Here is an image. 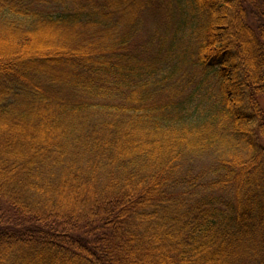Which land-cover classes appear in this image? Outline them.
I'll return each mask as SVG.
<instances>
[{
    "label": "trees",
    "instance_id": "16d2710c",
    "mask_svg": "<svg viewBox=\"0 0 264 264\" xmlns=\"http://www.w3.org/2000/svg\"><path fill=\"white\" fill-rule=\"evenodd\" d=\"M262 98L264 0H0V264H264Z\"/></svg>",
    "mask_w": 264,
    "mask_h": 264
},
{
    "label": "rangeland",
    "instance_id": "374dc122",
    "mask_svg": "<svg viewBox=\"0 0 264 264\" xmlns=\"http://www.w3.org/2000/svg\"><path fill=\"white\" fill-rule=\"evenodd\" d=\"M151 22H154V18H152ZM180 70H194V69H184V67L181 66ZM261 107L264 109V98L261 99Z\"/></svg>",
    "mask_w": 264,
    "mask_h": 264
}]
</instances>
